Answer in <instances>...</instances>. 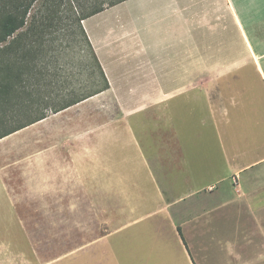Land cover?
I'll return each instance as SVG.
<instances>
[{
	"label": "crops",
	"instance_id": "obj_1",
	"mask_svg": "<svg viewBox=\"0 0 264 264\" xmlns=\"http://www.w3.org/2000/svg\"><path fill=\"white\" fill-rule=\"evenodd\" d=\"M128 1L81 22L109 87L0 138L50 121V130L31 142L23 140L13 152L0 150V264H195L172 207L205 191L214 202L222 196L224 204L245 211L264 249V20L254 37L240 21L239 45L223 42L202 54L193 35L209 21L198 13L202 0H165L156 17L184 20L179 51L139 63L135 74L122 69L115 82L99 47L146 55L148 46L141 40L143 27L130 22L138 16L107 21L109 11ZM206 1L213 12L227 5ZM138 14L155 19L149 8ZM199 74L206 75L205 96L196 90ZM157 106V118L137 116ZM180 179L188 191L173 192ZM151 195V217L177 233L178 260L152 262L143 254L148 229L135 226L144 221L141 210ZM23 238L31 255L20 247ZM51 241L65 247L64 258L37 256ZM167 246L159 248L163 256Z\"/></svg>",
	"mask_w": 264,
	"mask_h": 264
},
{
	"label": "rangeland",
	"instance_id": "obj_2",
	"mask_svg": "<svg viewBox=\"0 0 264 264\" xmlns=\"http://www.w3.org/2000/svg\"><path fill=\"white\" fill-rule=\"evenodd\" d=\"M165 0H130L115 7L108 12L107 21L112 22L116 17L120 20H129L131 15L138 16L137 19H132L130 22L137 26H142L141 40L147 46L146 55L140 51H129L115 48L110 50L109 47L100 46L97 55L102 60L107 72L115 80L119 81V73L123 69L133 71L137 65L149 60H155L160 54L165 52L179 51L180 43L178 36L180 33L184 34V22L182 18L167 16L164 18H157L158 9ZM227 5L224 10L213 12L208 8L209 4L204 0L200 1L198 13L200 17L208 18L204 28H199V31L193 30V35L198 43L199 53H206L208 48H217L219 43L228 45L238 44V34L241 33L238 24L240 21L253 31L255 36V29L259 22L264 20V0H227ZM212 4V3H210ZM215 5V1H213ZM150 9L152 16L155 19L139 17L140 12ZM34 11L32 9L31 13ZM116 15L114 16V13ZM134 20V21H133ZM67 23V21H64ZM95 22L90 20L87 25L92 28L91 32L96 33ZM249 23V24H248ZM82 24V23H81ZM70 26H62L57 31H52L50 35V55L56 54L59 57L60 73L66 79L63 82L65 89L76 87L79 90L94 89L100 87L102 84L101 78L98 75V70L95 68L91 52L86 47V42L80 32L79 28L74 24ZM182 25V28L180 27ZM83 26V25H82ZM264 29V28H263ZM24 30V28H23ZM176 30V31H175ZM207 30V31H206ZM247 35H251L248 29H244ZM85 31V30H84ZM86 33V31H85ZM86 36L88 37L87 33ZM49 44V43H48ZM127 44H131L128 39ZM161 44H167L168 47L164 51ZM130 46V45H129ZM185 46V43L182 44ZM186 46L184 47V49ZM190 49V47H188ZM157 55V56H155ZM49 56V53H48ZM46 62L50 61L49 57L44 59ZM44 65V64H43ZM40 64L37 68H42ZM50 68V65H49ZM50 70V69H49ZM138 71V70H137ZM141 75H135L132 78L136 79ZM48 78V77H47ZM119 78V79H118ZM45 82H43L44 84ZM122 83V82H121ZM118 82V84H121ZM196 84L199 94H204L206 91V75L199 74L196 79ZM119 85H116L118 88ZM173 99L175 101L179 100ZM145 118H157L159 114V107H152L139 113L137 116ZM154 121L150 120L149 125L152 126ZM156 125H153V130ZM50 130V121L43 123L37 127L30 128L24 132L14 134L10 138L0 141V150H7V153L13 152L17 147L22 145L23 140L31 142L37 136L48 132ZM153 141L158 139L152 138ZM45 144L50 147V140ZM111 147V142H110ZM109 148V147H107ZM31 153V152H30ZM28 153V155H31ZM1 154H5L2 152ZM17 156L12 155V161ZM171 171V170H170ZM170 178L176 182L173 177ZM204 183L206 178L199 177ZM169 181V180H168ZM167 181V182H168ZM177 184L181 186L175 187L173 192H186L187 186L182 183L181 179ZM152 188V186H150ZM218 202H214L209 198L207 192H201L194 197L184 199L172 207L174 212L175 226L179 227L180 233L183 237L185 245L189 254L195 264H264V249L262 246L261 236L257 234L254 220L247 216V213L240 211L237 206H229L222 202L220 196ZM156 204L151 195L150 202L144 204L143 213H146L144 221L137 224L135 228L140 229L144 227L148 229L144 234L145 242L141 245L143 254L150 261L161 259V257L169 258L170 261L181 258L180 248L178 245L179 239L177 233L170 228H166L157 217H151L154 205ZM149 207V211L147 210ZM214 208V209H213ZM150 214L148 215L147 213ZM168 245V246H167ZM138 246V245H137ZM136 246V247H137ZM167 246L170 250L167 256L159 248ZM22 251L31 255V248L23 238L20 242ZM45 249V250H44ZM39 251L38 257H56L64 258L62 255L67 251L62 244H57L51 241L50 245ZM138 253V250H135ZM49 255V256H48Z\"/></svg>",
	"mask_w": 264,
	"mask_h": 264
},
{
	"label": "trees",
	"instance_id": "obj_3",
	"mask_svg": "<svg viewBox=\"0 0 264 264\" xmlns=\"http://www.w3.org/2000/svg\"><path fill=\"white\" fill-rule=\"evenodd\" d=\"M122 1L0 0V138L109 87L81 22ZM69 24L82 33L101 78L100 87L61 86L66 79L59 72L60 56L50 55V35ZM40 64L44 65L39 69Z\"/></svg>",
	"mask_w": 264,
	"mask_h": 264
}]
</instances>
